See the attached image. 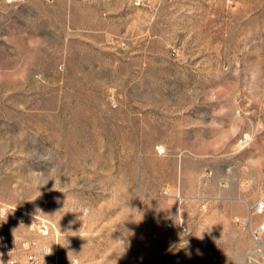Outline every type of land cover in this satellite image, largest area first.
<instances>
[{
    "label": "rangeland",
    "instance_id": "rangeland-1",
    "mask_svg": "<svg viewBox=\"0 0 264 264\" xmlns=\"http://www.w3.org/2000/svg\"><path fill=\"white\" fill-rule=\"evenodd\" d=\"M263 195L264 0H0L1 238L44 219L58 264H264L234 222ZM136 224L132 257L95 244Z\"/></svg>",
    "mask_w": 264,
    "mask_h": 264
},
{
    "label": "built area",
    "instance_id": "built-area-1",
    "mask_svg": "<svg viewBox=\"0 0 264 264\" xmlns=\"http://www.w3.org/2000/svg\"><path fill=\"white\" fill-rule=\"evenodd\" d=\"M158 154H162L161 148H156ZM264 217V195L247 205L245 218H235V224L246 230L252 244L253 252L264 261V221L257 222L258 218ZM171 228V225H167ZM181 232L186 231L183 224L179 225ZM33 231L37 238L28 240H16L14 238L0 237V261L5 264H20L24 260L26 264H58L57 244H50L47 239L55 237V227L47 220L40 219L34 225ZM51 251L50 254H48ZM248 259V254L246 255ZM70 264H78L73 259Z\"/></svg>",
    "mask_w": 264,
    "mask_h": 264
},
{
    "label": "crops",
    "instance_id": "crops-1",
    "mask_svg": "<svg viewBox=\"0 0 264 264\" xmlns=\"http://www.w3.org/2000/svg\"><path fill=\"white\" fill-rule=\"evenodd\" d=\"M100 231L103 232L105 229L100 228ZM154 234L155 232L152 229L142 226L141 224L133 226L117 225V228L109 230V233L101 237L99 240H96L95 244L100 247L107 246V248H112L113 254L111 255L116 258L114 261L119 259L118 256L121 257V260H125V255L126 257H132L133 254L135 255L133 249L125 250L124 248L126 246H128V248L146 246L147 241L154 240ZM87 241L88 240H86V242ZM91 246H95L94 242L91 243Z\"/></svg>",
    "mask_w": 264,
    "mask_h": 264
},
{
    "label": "clouds",
    "instance_id": "clouds-1",
    "mask_svg": "<svg viewBox=\"0 0 264 264\" xmlns=\"http://www.w3.org/2000/svg\"><path fill=\"white\" fill-rule=\"evenodd\" d=\"M6 217H7V213L4 212L3 209H0V218H3L6 220ZM50 253H51V251L48 254H50Z\"/></svg>",
    "mask_w": 264,
    "mask_h": 264
}]
</instances>
